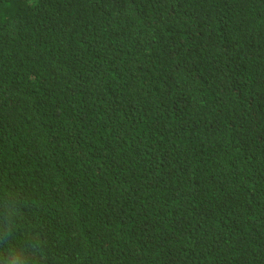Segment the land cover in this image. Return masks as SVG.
<instances>
[{
	"label": "trees",
	"instance_id": "trees-1",
	"mask_svg": "<svg viewBox=\"0 0 264 264\" xmlns=\"http://www.w3.org/2000/svg\"><path fill=\"white\" fill-rule=\"evenodd\" d=\"M0 264H264V0H0Z\"/></svg>",
	"mask_w": 264,
	"mask_h": 264
}]
</instances>
